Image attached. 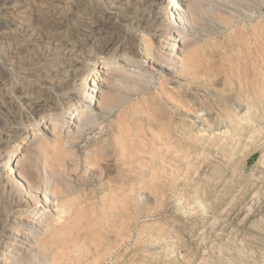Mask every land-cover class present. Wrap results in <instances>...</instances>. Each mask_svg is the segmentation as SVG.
<instances>
[{
    "label": "rangeland",
    "instance_id": "rangeland-1",
    "mask_svg": "<svg viewBox=\"0 0 264 264\" xmlns=\"http://www.w3.org/2000/svg\"><path fill=\"white\" fill-rule=\"evenodd\" d=\"M169 1L0 0V264H264V0Z\"/></svg>",
    "mask_w": 264,
    "mask_h": 264
},
{
    "label": "bare ground",
    "instance_id": "bare-ground-1",
    "mask_svg": "<svg viewBox=\"0 0 264 264\" xmlns=\"http://www.w3.org/2000/svg\"><path fill=\"white\" fill-rule=\"evenodd\" d=\"M162 1V0H161ZM170 2V4L172 5V7H175V9H176V11L178 10V8L180 7V6H182L181 5V2H180V0H170L169 1ZM163 3V2H162ZM183 3V2H182ZM168 5V4H167ZM161 8V7H160ZM171 8V7H170ZM174 9V8H173ZM160 10V9H159ZM181 9H179V11H180ZM168 11H171V10H168ZM173 11V10H172ZM178 11V12H179ZM160 13H161V11H160ZM173 13V12H172ZM181 13V12H180ZM183 13V12H182ZM172 15V14H171ZM177 15V14H176ZM181 15V14H180ZM158 16V15H157ZM159 16H160V14H159ZM161 16H162V13H161ZM175 17V16H174ZM177 17V16H176ZM159 18V17H158ZM183 18V17H182ZM157 19V18H156ZM161 19V18H160ZM170 19H171V16H170ZM159 21V20H158ZM178 22V21H177ZM156 24V23H155ZM177 24V23H176ZM179 24V23H178ZM182 24V23H181ZM180 24V25H181ZM47 27V26H46ZM105 33V32H104ZM109 33V32H108ZM174 41H175V39H174ZM176 42V41H175ZM174 42V43H175ZM180 43V42H179ZM68 44V43H67ZM173 44V43H172ZM177 44V43H176ZM173 46V45H172ZM120 47V46H119ZM174 48V47H173ZM170 50H172V49H170ZM192 60V59H191ZM126 62V61H125ZM129 62V61H128ZM128 62H126V63H128ZM133 64V63H132ZM132 64H130L129 66H131V67H134V65H132ZM137 64V63H136ZM136 64H135V66H136ZM139 65H140V63H138ZM108 65V64H107ZM107 65H105V67H107ZM109 66V65H108ZM143 66V65H142ZM104 68V67H103ZM111 68V67H110ZM101 69V68H100ZM105 69V68H104ZM112 69V68H111ZM97 70V69H96ZM108 71V70H107ZM106 71V72H107ZM128 73V72H127ZM110 74H112V73H110ZM93 76V75H92ZM91 76V77H92ZM103 76V75H102ZM98 77V76H97ZM94 79V78H93ZM94 81H96L95 79H94ZM93 81V82H94ZM98 82V81H97ZM99 83V82H98ZM95 84V83H94ZM92 85V84H91ZM94 86V85H93ZM92 86V87H93ZM95 87V86H94ZM92 90V89H91ZM93 90H95V89H93ZM92 94H95V92L94 91H92V93H91V95ZM90 95V94H89ZM92 97V96H91ZM90 100H91V98H90ZM93 100V99H92ZM92 102V101H91ZM93 104V103H92ZM40 105V104H39ZM44 105V104H43ZM89 105V104H88ZM42 107V106H41ZM43 108H44V106H43ZM42 108V109H43ZM37 109H38V107H37ZM97 109H99V108H97ZM39 110V109H38ZM94 110V109H93ZM75 111V110H74ZM79 111V110H78ZM86 112V111H85ZM83 113H84V111H83ZM77 114H79V112L77 113H74V115H76L77 116ZM86 114V113H85ZM78 118H79V116H78ZM82 118H83V115H82ZM73 119V118H72ZM77 119V118H76ZM83 119H85V118H83ZM74 120V119H73ZM79 120V119H78ZM69 121V120H68ZM76 121V120H75ZM79 122V121H78ZM82 123V122H81ZM52 124V123H51ZM77 124V123H76ZM80 124V123H79ZM49 125H50V123H49ZM55 125V124H54ZM53 125V126H54ZM57 126H58V124H56ZM77 126H78V124H77ZM56 127V126H55ZM81 126H79V128H80ZM76 128V127H75ZM119 130V129H118ZM126 133V132H125ZM129 134V133H128ZM128 134H127V136H128ZM128 141L130 140V139H127ZM152 143V142H151ZM144 146V145H143ZM132 148V147H131ZM136 152V151H135ZM10 162V161H9ZM8 162V164H10ZM6 166H8V165H6ZM10 168H12V167H10ZM12 171V170H11ZM14 172V171H13ZM156 175V174H155ZM154 178V177H153ZM4 185V184H3ZM129 192V191H128ZM118 199V198H117ZM46 203V202H45ZM49 204V203H48ZM45 205V204H44ZM85 205V204H84ZM109 205V204H108ZM48 206V205H47ZM46 205H45V207H47ZM111 206V205H110ZM49 207V206H48ZM50 210V209H49ZM37 211V210H36ZM103 211V210H102ZM40 213V212H39ZM37 214V213H36ZM33 219V218H32ZM98 219V218H97ZM46 220V219H45ZM73 222H75V221H73ZM85 225V224H84ZM83 227V226H82ZM85 227V226H84ZM94 229V228H93ZM56 232V231H55ZM93 232V231H92ZM91 232V233H92ZM66 233V232H65ZM79 234V233H78ZM85 234V233H84ZM93 234V233H92ZM116 236V235H115ZM80 237H81V235H80ZM68 238V237H67ZM81 239H82V237L80 238V241H81ZM85 240V239H84ZM42 242V241H41ZM76 242H78V241H75V244H76ZM65 244V243H64ZM94 245V244H93ZM68 253V252H67ZM68 255V254H67ZM64 257V256H63ZM59 259V258H58ZM59 262L61 261V260H58ZM53 263V262H52ZM57 264V263H56Z\"/></svg>",
    "mask_w": 264,
    "mask_h": 264
}]
</instances>
